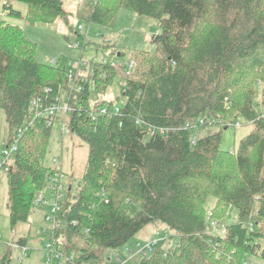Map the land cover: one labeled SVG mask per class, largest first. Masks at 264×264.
<instances>
[{
  "label": "trees",
  "instance_id": "obj_1",
  "mask_svg": "<svg viewBox=\"0 0 264 264\" xmlns=\"http://www.w3.org/2000/svg\"><path fill=\"white\" fill-rule=\"evenodd\" d=\"M17 2L27 5L25 13ZM0 3L30 26L60 21L78 37L72 16L101 29L113 28L122 9L158 21L155 51L134 54L136 66L114 100L101 99L117 78L110 62H84L89 74L77 92L66 68L35 61L37 47L20 26L0 22L7 147L24 130L4 173L12 228L36 213V196L53 173L45 159L54 125L63 120L39 117L32 103L59 99L68 104L71 135L88 146L77 191L70 184L58 225L43 235V243L56 242L63 264L112 262L108 252H118L149 224L170 234L140 264H241L247 256L264 264V93L257 102L256 89L264 84V0H85L75 13L63 0ZM95 46L109 61L123 56L110 41ZM239 119L253 130L236 150L223 151V132ZM209 197L216 199L211 210ZM230 208L237 216L224 237L213 234L209 219L223 222ZM27 242L21 238L18 245ZM10 262L8 253L0 264Z\"/></svg>",
  "mask_w": 264,
  "mask_h": 264
},
{
  "label": "rangeland",
  "instance_id": "obj_2",
  "mask_svg": "<svg viewBox=\"0 0 264 264\" xmlns=\"http://www.w3.org/2000/svg\"><path fill=\"white\" fill-rule=\"evenodd\" d=\"M84 0H63L64 7L68 12L75 13ZM15 8L23 13L28 9L24 3H15ZM6 21L9 24L20 26L25 36L36 45L34 59L43 65H51L53 59L58 60L60 68H68L71 61L77 62H101L105 56L102 49L96 50L95 43H101L104 40L110 41V45L114 46L117 53L123 56L115 57L117 63V78L113 86L109 89L105 96L101 99L114 100L117 96L122 95L124 90V67L130 63L132 57L137 51H155V45L151 42L152 37L158 30V21L146 16H140L136 13L122 9L117 14L116 23L111 29H101L95 25L91 27L93 33L104 35L102 39L90 42L84 50L69 49V45H75L82 42L81 37L74 33H69L60 21H56L52 25L39 24L36 26L28 25L23 19L13 18L2 11L0 3V22ZM71 25L78 30L79 25L88 27L86 23L79 22L76 17L72 16ZM257 102L263 101L264 84L259 82L256 86ZM96 101V98H94ZM123 102H118V107L122 108ZM263 110L264 108H259ZM66 118V115H65ZM63 116V120L65 121ZM62 119L59 121H63ZM241 123L239 127L230 126L228 130L223 132L221 149L231 152L238 148L240 140L247 136L252 130L251 123L243 119L238 120ZM9 126L6 122L5 112L0 108V151L8 145ZM88 157V146L83 143L75 135L64 136L60 130V125L56 123L53 129V135L50 143L49 153L45 159L47 167H54V160L62 163L63 172L67 176V184L73 186V191H77V183L82 178ZM216 203V199L209 197L207 210H211ZM45 209L36 208V213L27 223H20L12 228L9 221L8 210V183L4 174L0 177V262L3 257L10 253V264H20L19 259L22 257V248L18 245L21 238H28L26 248L27 256L23 258L21 264H59L54 257L48 259L43 244V235L49 236L52 225L45 219ZM237 212L234 208H230L228 215L223 220L224 224H231ZM157 233L160 236L170 234L166 226L162 224H149L141 230L129 243L116 251L108 252V259L112 262H103L101 264H140L143 254L141 249L155 242ZM157 246H154V251ZM150 255V254H149ZM121 257V258H120ZM124 257L127 259L124 260ZM64 263V260H63ZM241 264H263L258 257H245Z\"/></svg>",
  "mask_w": 264,
  "mask_h": 264
},
{
  "label": "built area",
  "instance_id": "obj_3",
  "mask_svg": "<svg viewBox=\"0 0 264 264\" xmlns=\"http://www.w3.org/2000/svg\"><path fill=\"white\" fill-rule=\"evenodd\" d=\"M85 1V0H84ZM92 25H89L88 27L84 25H79L78 26V31L80 32L81 35V40L82 42H78L75 45H69L68 48L73 50L75 48L84 50L85 47L91 42V41H96L98 39H102L104 35H101L99 32L98 33H93L91 30ZM104 64H108L110 62V66L114 68H118L117 63L115 61H109V54L108 52H105V56L102 60ZM52 65H58V60L53 59L51 61ZM68 79L72 85V89L79 92L82 90L81 85L78 83L80 79L86 80V75L89 73H83L82 68L84 66V62L80 59L77 62L71 61L68 63ZM136 66V62L134 60H131L128 65L124 67V83L123 86H126V78L129 77L134 70ZM92 85L95 86V83L92 82ZM33 107L36 109L37 114L39 117H46L48 119H53L55 117H61L67 114L69 111L68 104L61 102L59 99H57L54 103L50 105H46L42 100H35L32 103ZM116 113L119 112V107H116L115 109ZM97 113L91 114L93 117ZM99 114L106 115L107 114V109L106 108H101ZM260 117H264V111L260 114ZM61 120V119H60ZM59 120V121H60ZM56 122L58 125H60V130L64 136L70 135L71 131L67 127L65 121L61 122ZM55 123V124H56ZM218 123H221V120L218 121ZM52 122H50V125ZM201 125H203V121H201ZM234 127H239L241 126V123L236 122L233 124ZM26 129V128H24ZM206 130H210L207 128ZM23 129H21L15 138V140L10 144V146L6 147L1 151L0 155V174H4L8 171L7 163L8 159L16 152L17 146H18V139L21 137L23 133ZM151 134L154 133V129H150ZM161 132L163 130L161 129ZM197 135L193 137V142L196 141ZM54 168H53V173L43 191H39L35 202L34 206L36 208H41L45 209V219L47 222H49L52 225L51 232L56 228L58 225L56 216L57 214L61 211V203L64 200L65 194L67 190L70 188V185L67 184V176L63 172L62 168V163L59 160H54ZM0 175V177H1ZM210 223V231L213 234L218 235L219 237H224L225 231H226V224H224L222 221H216V220H211L209 219ZM157 238L154 243L149 244L145 248L141 249L140 254L148 255V253H151L154 251V246L157 245L160 241L164 240L167 238V234H164L163 236H160L159 233H157ZM1 241V238H0ZM45 247V251L47 253V257L49 260L52 258H56L59 264H63L64 256L61 252V250L58 248L57 244L55 241H47L46 243H43ZM23 252H22V257L19 259V263H22V260L24 257L27 256L28 249L26 246H21Z\"/></svg>",
  "mask_w": 264,
  "mask_h": 264
}]
</instances>
